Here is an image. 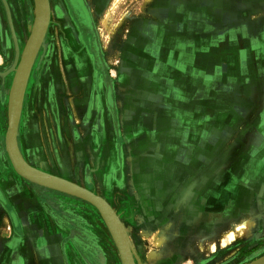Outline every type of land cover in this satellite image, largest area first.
Wrapping results in <instances>:
<instances>
[{
    "label": "rangeland",
    "instance_id": "rangeland-1",
    "mask_svg": "<svg viewBox=\"0 0 264 264\" xmlns=\"http://www.w3.org/2000/svg\"><path fill=\"white\" fill-rule=\"evenodd\" d=\"M83 1L92 29L67 0H49L25 95L39 143L27 153L32 131L18 129L19 152L106 199L134 251H157L168 264H248L262 256L264 105L259 111L249 90L257 92L264 65H248L244 44L263 40L249 20L264 11H243L259 1ZM7 2L12 21L10 3L22 19L25 47L35 1ZM12 31L0 0L2 70L16 53ZM13 76H0V91L9 94ZM53 192L55 214H95L108 253L120 258L92 203ZM249 217L255 232L222 245L223 233Z\"/></svg>",
    "mask_w": 264,
    "mask_h": 264
},
{
    "label": "crops",
    "instance_id": "crops-1",
    "mask_svg": "<svg viewBox=\"0 0 264 264\" xmlns=\"http://www.w3.org/2000/svg\"><path fill=\"white\" fill-rule=\"evenodd\" d=\"M258 1L257 8L252 7L250 2L243 11H264V0ZM249 22L254 27L258 24L253 30H256L263 40H259L258 44L254 43L250 47L244 44V47H247V49L244 48L245 58L250 67L251 65L262 67L264 65V17L260 16L257 22L252 20ZM258 86L257 92H252L250 89L249 94L258 95V110L261 111L264 105V79ZM25 95L19 129L20 132L24 131V134H27L28 127L32 131L33 141L25 142L24 146V150L28 153L30 148L26 146L38 145L40 133L33 129L31 119L28 118L30 105L26 108ZM8 98L9 94H5L3 90L0 91V264H122L121 258L117 257L113 260L108 253L106 238L96 227L95 214L94 219L83 215L81 211L79 212L81 214L75 216L55 214L52 210L53 189L29 181L11 167L10 159L5 151L8 120L3 117L5 113L8 116ZM34 115L35 119H38L35 112ZM3 130L4 136L1 134ZM23 157L28 163L41 170L72 180L65 174L45 168L35 155L27 154ZM246 238L238 237V240ZM132 251L135 264H168L166 259H150V250L145 253L139 249Z\"/></svg>",
    "mask_w": 264,
    "mask_h": 264
},
{
    "label": "water",
    "instance_id": "water-1",
    "mask_svg": "<svg viewBox=\"0 0 264 264\" xmlns=\"http://www.w3.org/2000/svg\"><path fill=\"white\" fill-rule=\"evenodd\" d=\"M2 1L7 12V5L4 0ZM34 1L36 6L34 22L25 47L22 51L18 67L15 70L9 91L7 116L8 126L5 134V151L8 154L14 170L29 181L46 188L55 189L80 197L92 203L99 210L111 233V236L117 246L122 264H135L131 241L126 232L125 226L106 199L72 180L46 172L31 165L22 156L17 147L16 139L18 135L27 80L39 46L44 39L51 12L49 0ZM80 16H82L83 23L85 25L87 24L88 27L92 29L90 26L91 22L88 11H86V13L85 11H81ZM94 45L97 47L95 39ZM16 47L15 43L16 55H18ZM248 264H264V255L249 262Z\"/></svg>",
    "mask_w": 264,
    "mask_h": 264
},
{
    "label": "bare ground",
    "instance_id": "bare-ground-1",
    "mask_svg": "<svg viewBox=\"0 0 264 264\" xmlns=\"http://www.w3.org/2000/svg\"><path fill=\"white\" fill-rule=\"evenodd\" d=\"M4 1H5L6 5H7V12H8L9 9H10L9 8V4H8L7 0H4ZM5 9H6V7H5ZM7 16H8V19L10 21V24L12 25V28H13V31L12 32H13V36H14V39H15V43H16V46H17L16 48L18 50L17 51L18 52L17 53L18 55H16V53H15V59L13 61L12 66L9 69H7L6 71H1L0 70V76L2 78L4 76H6L8 73H10V71H12V70L15 73V70L18 67V63L20 61V57H21L22 51H23V49L20 48L22 45L19 42V38H18L19 36H17L16 29H15L14 23L12 21L11 12L10 13H7ZM133 191H135V190H133ZM85 211H86L85 212V215L86 216H91V212L90 211H88V210H85ZM255 230H256V220L254 218H252V217L246 218V219L242 220L241 222L234 224L233 227H231L229 230L225 231L223 233V236L221 237V243H222V245L223 244L224 245H227V244L233 242L234 240H237L238 237H250L255 232ZM159 234H161V231H160ZM156 240H158V239H156ZM161 242H162V240H161ZM215 247H216V245L213 243V248H215ZM149 256L151 257V259L156 258L157 251L156 252L155 251H151L150 254H149Z\"/></svg>",
    "mask_w": 264,
    "mask_h": 264
},
{
    "label": "flooded vegetation",
    "instance_id": "flooded-vegetation-1",
    "mask_svg": "<svg viewBox=\"0 0 264 264\" xmlns=\"http://www.w3.org/2000/svg\"><path fill=\"white\" fill-rule=\"evenodd\" d=\"M9 1V0H8ZM83 0H79V2L76 0H67V3L70 5V8H71V11H77V13H76V17H79L78 15H80V12L81 11H85V13H86V11H88V8L86 7V5H85V3H84V1L82 2ZM10 3V2H9ZM10 5H11V8H12V13H13V21H14V26H15V29H16V33H17V36H19L20 37V35L21 34H23V29H21V23H20V20H22L21 19V17H19V15L18 16H16V14H15V10H17V9H15V7H13L12 6V4L10 3ZM79 19V18H78ZM82 25H83V23H81ZM12 33V32H11ZM25 36V35H24ZM12 37H13V35H12ZM20 39V38H19ZM22 39V38H21ZM25 41V40H24ZM13 43H14V40H13ZM20 43H21V49H24L23 47H24V43L22 42V41H20ZM22 51V50H21ZM14 59H15V55H14ZM14 61V60H13ZM13 64V63H12ZM12 64H11V66H12ZM10 66V67H11ZM10 67H8L7 69H9ZM6 69V70H7ZM1 71H6V70H2V69H0ZM1 79V78H0ZM54 193V192H53ZM52 197H55V195L53 194V196ZM82 209V210H81ZM79 210L80 211H82V212H84V214L83 215H85V209L84 208H79ZM255 253H259V251L258 250H256L255 251Z\"/></svg>",
    "mask_w": 264,
    "mask_h": 264
}]
</instances>
